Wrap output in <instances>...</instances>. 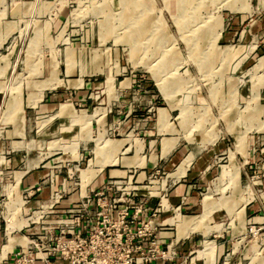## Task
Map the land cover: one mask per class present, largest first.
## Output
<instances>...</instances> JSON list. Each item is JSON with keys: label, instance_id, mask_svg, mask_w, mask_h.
Returning <instances> with one entry per match:
<instances>
[{"label": "crops", "instance_id": "obj_1", "mask_svg": "<svg viewBox=\"0 0 264 264\" xmlns=\"http://www.w3.org/2000/svg\"><path fill=\"white\" fill-rule=\"evenodd\" d=\"M34 1L0 0V20L5 14H21V5L24 9L30 5L33 8L36 6L35 13L38 14L42 3L39 0L38 4H31ZM260 11L262 15L253 19L254 14L258 15ZM0 22L4 24L0 31L1 46L6 42L5 26H14L17 20L4 18ZM262 26L264 0H253V4H247L245 9L233 15L225 14L218 38L225 43L224 47L233 46L243 51V38L249 36L247 42H255ZM65 28V22L60 18L50 24L49 31L56 34L46 44L55 45L60 40V44L67 46L62 49L63 55L49 54L43 64L40 62L37 72L25 74L27 79L42 80L28 79L27 83L24 82L22 110L7 121H3L6 119V91L2 79L9 66L7 56H0V132H4L0 139V160L7 164L9 170L6 174L13 177L14 182L0 185V264H14L15 253L25 242L18 233L24 231L26 234L23 237H26L33 232H40L41 227L34 224L39 217L50 224L64 217L68 209L77 206L85 197L90 201V211L94 212L98 195L112 198L118 189L123 188L134 203L144 201L140 219H147L151 225L159 228V243L173 248L171 260L158 259L151 264H227L226 259L231 252L223 243L210 239L215 244L213 249L212 243L206 240L209 248L204 246L201 257L197 251L202 248L199 247V236L202 234L205 237L203 230L185 232L195 229L203 215L185 217L181 233L177 221L184 216L197 215L201 202L198 196H202L203 200L201 213L206 195H209L206 201L211 203L224 195L238 202V208L243 206V212L239 215L243 224H252L251 228L255 225L259 230L264 228V117L261 128H254L255 133L250 136L245 149L246 135L241 148L236 149V137L244 129L237 131L233 144L228 143L218 132L213 142H204V138H200L196 143L193 134L186 135L184 124L175 122L179 114L174 117L173 112L179 110V104L174 103L172 97L167 100L157 84L153 85L142 73L121 66L120 60L115 71L102 73L96 61L93 62L96 54L91 55V51L87 52L84 48H75L77 44L84 47L88 43V38L83 39L84 33L80 37L70 38ZM125 44L128 45L126 39ZM254 49L257 51L251 57L254 61L255 55L263 53L257 56L258 61L264 56V43L256 41ZM68 51L72 53L70 57H67ZM247 58L249 55L241 60ZM108 75L113 78L110 87ZM39 92L41 98L35 102L34 94ZM16 107L20 108V105ZM73 114L83 115V121L74 122ZM232 124L245 127L243 121L227 123L228 126ZM109 133L115 136L111 137ZM99 136L118 147L114 155L110 154L116 160L103 166L100 164L104 155L95 152ZM54 142L56 146L52 145ZM190 154L193 157L185 174L178 178L170 177L169 174ZM225 158V164L217 162ZM229 166L238 168V182L235 188L228 186L222 190L224 186L230 185L229 180L222 176L225 167ZM89 168H95L96 173L83 187L81 172ZM253 168L259 172L257 177L253 174ZM73 170L79 173L77 185L68 180ZM3 173L0 169V175ZM19 173L20 180L15 186ZM158 173L164 174V185H157L160 195H153L149 190L154 185L144 182H149ZM246 182L251 186L252 196L244 193ZM229 190L231 194H226ZM6 191L11 192V197ZM218 194L215 200H211L213 195ZM243 196L247 198L246 202L242 201ZM17 198L22 201V205L16 221L20 223L27 220V224L17 226L7 235L8 221L5 216ZM220 210L226 208L213 210L207 219L213 218ZM212 249L214 261L210 256ZM245 252L250 256L254 248ZM259 252L264 255V249ZM35 264L43 263L38 260Z\"/></svg>", "mask_w": 264, "mask_h": 264}, {"label": "rangeland", "instance_id": "obj_2", "mask_svg": "<svg viewBox=\"0 0 264 264\" xmlns=\"http://www.w3.org/2000/svg\"><path fill=\"white\" fill-rule=\"evenodd\" d=\"M38 1L31 4H38ZM41 3L38 14L35 13L36 6L33 8L30 5L24 9L21 5L19 7L21 14L17 12L15 15L3 16L5 20H17L14 26L7 28L8 25L5 26L6 42L0 46V56H7L9 66L2 79L6 91L4 100L6 119L3 121L9 120L22 110L24 82L28 79L42 80V78L27 79L25 74L31 75L32 72H37L40 62L43 64L47 55L55 53L63 55L62 49L67 45L60 44V40L55 45L46 44V41L50 42L56 34L54 31H49L50 24L60 18L65 22V31L67 30L65 33L70 34V38L80 37L83 33V39L88 38V43L84 47H79L80 45L77 44L75 48L78 50L84 48L87 52L91 51V55L96 54L93 62L96 61L102 73L107 70L111 73L115 71L120 60L121 66L142 73L153 85L157 84L167 100L172 97V101L179 104L180 110L173 112L174 117L179 114L175 122L181 121L184 124L186 135L193 134L194 142L198 143L200 138H204V142H213L218 134H221L228 143L233 144L237 131L244 129L238 132L236 149L241 148L246 135L243 147L245 149L255 129L261 128L264 117V56L258 61L257 56L263 53L255 55V61L251 57L257 53L254 49L256 41L264 43V26L260 27L255 42L248 43L249 36L243 38L242 43L245 44L243 51L233 46L224 47L225 43L218 38L225 14L233 15L245 9L247 4L249 6L253 4V0H41ZM260 15L262 11L258 15L254 14L253 19ZM3 26L4 24L0 22V31ZM125 39L128 45L125 44ZM71 55L72 53L68 51L67 57ZM246 55H249V58L241 60L245 59ZM28 67L31 68L29 72ZM112 79L108 75V87L112 86ZM34 96L36 102L41 98V93ZM166 99L164 101L168 104ZM18 105L20 108L16 107ZM254 107L263 112L256 111ZM237 109L240 110L237 112ZM72 117L74 122L84 119L83 115L78 114H73ZM231 121L247 123L244 124L245 127L234 124L228 126L227 123ZM248 130L250 131L247 132ZM109 134L111 137L115 136ZM2 135L4 132H0V139ZM97 144L95 152L104 155L100 166L116 160L114 157L111 158L110 154L116 153L117 145L108 139H102V136L97 139ZM52 145L56 146L57 143L54 142ZM192 157V154L186 156L169 176L178 178L184 175ZM185 160L188 162L185 163ZM224 160L226 158L217 162L225 164ZM181 168L182 172L179 171ZM0 169L4 171L0 175V185L13 184V177L6 174L9 168L5 161L0 160ZM254 170L253 174L257 177L259 172L257 169ZM95 173V168L83 170L82 185H86ZM20 176L21 173L16 175L15 186L18 185ZM222 176L230 183L222 190L228 186L235 188L239 170L237 167H225ZM163 178L164 174L158 173L144 184L154 185L149 192L160 195V191L156 188L157 185L163 184ZM68 180L73 185H77L79 173L71 171ZM244 184V193L252 196L251 184L247 182ZM3 192L5 193L4 190ZM231 192L229 190L226 194ZM8 194L11 197V192ZM219 195H213L211 200H215ZM198 197L201 202L197 215L184 216L177 221L181 233V224L185 217L203 215V218L197 221L198 226L195 229L185 230V232L203 230L205 237L202 234L199 236L201 239L199 247L202 248L197 251L198 255L203 257L204 246H208L209 242L215 249L213 240H210L214 239L223 243L231 252L226 259L227 264H248L249 259V264H264V255L259 252L264 249V228L259 230L255 225L251 228L252 224H243L239 216L243 212V206L238 208V202L224 195L218 201L211 203L206 201L209 198V195H206L200 213L203 200L202 196ZM242 201L246 202L247 198L243 196ZM21 205L22 201L17 198L13 200L7 216L4 210L3 215L8 221L7 235L17 226L27 224V220L20 223L16 221ZM219 208H226L228 212L220 210L213 218L207 219L213 210ZM2 224L4 226V223ZM158 231L159 228L154 231L156 238ZM18 234L23 237L26 233L22 231ZM206 240L209 242L207 243ZM5 241L4 238L3 243ZM253 248L254 253L247 255L245 251ZM213 249L210 255L212 261H214Z\"/></svg>", "mask_w": 264, "mask_h": 264}, {"label": "built area", "instance_id": "obj_3", "mask_svg": "<svg viewBox=\"0 0 264 264\" xmlns=\"http://www.w3.org/2000/svg\"><path fill=\"white\" fill-rule=\"evenodd\" d=\"M97 195V194H96ZM144 201L134 203L125 189L112 198L98 195L94 212L88 197L47 224L41 217L34 224L40 232L27 235V244L15 253L14 264H151L174 255L162 246L156 227L141 220Z\"/></svg>", "mask_w": 264, "mask_h": 264}, {"label": "bare ground", "instance_id": "obj_4", "mask_svg": "<svg viewBox=\"0 0 264 264\" xmlns=\"http://www.w3.org/2000/svg\"><path fill=\"white\" fill-rule=\"evenodd\" d=\"M260 64V63H259ZM9 105V103L7 104V106ZM187 159H189V158H187ZM190 160V159H189ZM188 162V160H185V163H187ZM179 171H181L182 172V168H181V170H179ZM83 187L85 186V185H82ZM33 218V217H32ZM25 242H24V245L23 246H25L26 244H27V241H28V239L26 238V237H21Z\"/></svg>", "mask_w": 264, "mask_h": 264}]
</instances>
